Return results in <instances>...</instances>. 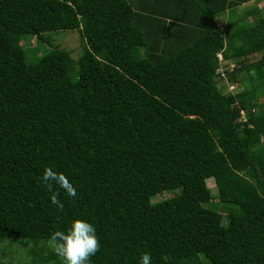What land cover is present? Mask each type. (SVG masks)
Returning a JSON list of instances; mask_svg holds the SVG:
<instances>
[{
  "label": "trees",
  "instance_id": "obj_1",
  "mask_svg": "<svg viewBox=\"0 0 264 264\" xmlns=\"http://www.w3.org/2000/svg\"><path fill=\"white\" fill-rule=\"evenodd\" d=\"M247 1L0 0V240L62 264L49 236L83 219L91 264H264V15L235 17ZM66 29L77 58L48 43L28 59L25 36ZM231 60L242 91L219 84ZM46 166L76 188L53 184L62 210ZM208 178L226 213L205 205Z\"/></svg>",
  "mask_w": 264,
  "mask_h": 264
},
{
  "label": "rangeland",
  "instance_id": "obj_2",
  "mask_svg": "<svg viewBox=\"0 0 264 264\" xmlns=\"http://www.w3.org/2000/svg\"><path fill=\"white\" fill-rule=\"evenodd\" d=\"M258 7L260 12L255 15H264V0H248L245 3L240 4L234 13L235 17L241 15L244 11L248 9H253ZM229 16V13H223L218 17L217 23L220 26H225L226 20ZM253 17L249 16L248 20H251ZM21 43L24 45L27 57L29 60L35 59L37 56L41 55L43 52L47 51L50 46L58 45L60 48L69 50L71 55L77 58L82 53V47L80 42V35L76 29H66L58 31H48L43 33L41 37L37 36H25ZM49 43V44H48ZM39 47L38 55H35V48ZM263 51L249 55L246 59L248 63L256 62L260 59ZM234 66H237V63L234 60L223 61L219 72H221L222 77L219 79V84L225 86L226 91L237 92L242 91L248 86L247 79L243 83L234 82L231 80L230 74H226L224 70H231ZM258 101L264 104V97H259ZM244 115V113H243ZM207 186L209 188V194L211 195L210 203L205 204L206 206L217 209L222 213H226L228 210L226 203L220 202L217 198V192L219 190L217 184L218 182L214 178H208L206 180ZM171 192L164 193L159 195L157 198L169 197ZM33 240L28 238H12V239H2L0 240V261L6 264H38L39 262H33L31 259L30 252L32 248L40 246L37 245ZM49 247V246H48Z\"/></svg>",
  "mask_w": 264,
  "mask_h": 264
},
{
  "label": "clouds",
  "instance_id": "obj_3",
  "mask_svg": "<svg viewBox=\"0 0 264 264\" xmlns=\"http://www.w3.org/2000/svg\"><path fill=\"white\" fill-rule=\"evenodd\" d=\"M40 181L52 193L49 197L51 203L61 210L63 203L58 199L59 193L52 191L53 184L64 190L69 197L77 195L76 188L70 180L63 173L55 172L50 167L46 166L43 169ZM47 243L62 264H91V257L100 251L96 228L83 219L72 220L63 231L59 229L53 231ZM138 264H152L151 254L141 253Z\"/></svg>",
  "mask_w": 264,
  "mask_h": 264
},
{
  "label": "built area",
  "instance_id": "obj_4",
  "mask_svg": "<svg viewBox=\"0 0 264 264\" xmlns=\"http://www.w3.org/2000/svg\"><path fill=\"white\" fill-rule=\"evenodd\" d=\"M220 59H221V56L219 55Z\"/></svg>",
  "mask_w": 264,
  "mask_h": 264
}]
</instances>
